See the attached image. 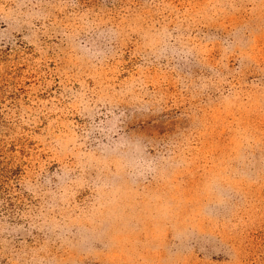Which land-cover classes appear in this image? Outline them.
<instances>
[{
    "label": "rangeland",
    "instance_id": "374dc122",
    "mask_svg": "<svg viewBox=\"0 0 264 264\" xmlns=\"http://www.w3.org/2000/svg\"><path fill=\"white\" fill-rule=\"evenodd\" d=\"M0 264H264V0H0Z\"/></svg>",
    "mask_w": 264,
    "mask_h": 264
}]
</instances>
